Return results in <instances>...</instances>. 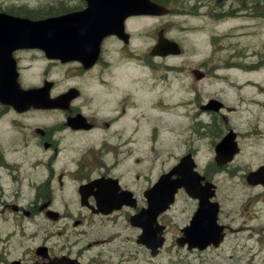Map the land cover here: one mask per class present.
<instances>
[{
    "label": "flooded vegetation",
    "instance_id": "obj_1",
    "mask_svg": "<svg viewBox=\"0 0 264 264\" xmlns=\"http://www.w3.org/2000/svg\"><path fill=\"white\" fill-rule=\"evenodd\" d=\"M48 2L50 16L79 13L88 7L87 0ZM142 18L146 19L128 17L125 28L129 30ZM86 51L92 56L98 55L90 68H85L80 61L48 60L37 49L14 53L20 74L27 73L37 60H45L61 68L67 77L79 78L85 83L52 89L53 98L71 90L76 93L70 106L58 110L63 116L38 134V143L34 145H39L48 157L42 168L37 165L24 172L21 165L4 163V154L0 155L3 172H0V264H148L149 249L141 241L142 230L133 225V217L148 207L146 194L155 183L149 184L148 163L140 156L133 158L134 138H128L142 131V117L136 116L133 129L131 122L135 117L130 116L138 105L132 92L124 89L126 71L120 69L110 74L116 56L124 59L133 49L124 39L108 36ZM3 112L4 107L0 105V115ZM78 115L84 117L86 127L76 128L71 124ZM66 136L96 141L84 148L71 149L64 145ZM66 153L77 157L71 160V165L62 166L59 161ZM177 158L174 162L162 159L158 165L162 168L160 175L172 170L180 161ZM56 162L60 166L56 167ZM204 175L209 178L206 171ZM237 184L235 198L239 199L240 208L227 210L223 226L226 238L230 232H240L244 238L230 240L234 245L230 258L242 256L245 249L264 248V223L259 227L258 223L254 225L264 212V185L252 186L247 181ZM128 192L132 196L127 197ZM189 200L192 214L184 227L199 207L198 201ZM249 207L254 216L245 218L242 214ZM238 212L242 213L240 217L236 215ZM166 216L162 215L159 222L168 234L170 224ZM237 225L235 229L233 226ZM261 253L262 250L256 252L257 256Z\"/></svg>",
    "mask_w": 264,
    "mask_h": 264
},
{
    "label": "rangeland",
    "instance_id": "obj_2",
    "mask_svg": "<svg viewBox=\"0 0 264 264\" xmlns=\"http://www.w3.org/2000/svg\"><path fill=\"white\" fill-rule=\"evenodd\" d=\"M179 1L185 2L180 11H173L163 18L143 19L132 25L131 30L137 37L132 46L139 56L130 57L126 62L117 56L110 74L120 70L119 64L125 65L130 82L126 83L124 89L132 92L134 101L139 105L130 116L135 117L131 122L133 129L136 116L141 114L142 117V131L128 138H134L132 149L136 154L133 158L140 156L143 162L148 163L149 184L161 174L162 168L158 165L162 159L169 158L174 162L179 155L195 153L198 162L206 167L212 180L220 186L218 199L224 207L220 221L224 223L228 209L240 208V201L235 198L239 189L236 183L245 181L250 170H256L264 164V17L252 16L244 10L246 6L251 8L253 0H227L214 9L211 8L212 1H206L207 4L201 6L195 0ZM193 6L198 9L192 10ZM42 7L48 9L50 6ZM161 28L166 30L169 38L179 42L183 48L182 55L160 59L144 52L147 47L150 50ZM133 60L135 63L139 61V65L129 64ZM195 69L206 74L204 80L196 79L193 74ZM69 78L62 70L50 68L40 61L34 69L23 75L22 80L29 86L43 85L45 79L58 82L62 87L85 83L79 78ZM154 87L156 89L151 90ZM154 91H157L154 95L150 94ZM162 96L173 107L174 116L156 112L154 115L146 113L144 118L146 108L151 111V106H162ZM212 98L231 109L222 112L225 118L218 114L220 117L214 120L211 115L201 111V106ZM176 104L179 108H176ZM40 112L33 111L24 114L28 115L26 117L6 119L13 114L8 110L4 111L6 116L0 120V155L3 153L4 160L9 164L21 165L24 172L37 165L42 168V163L48 160L39 145L25 147L29 142L38 143L34 138V130L55 124L61 116L59 113ZM214 121L223 122L222 136L215 135ZM124 124H121V128ZM229 129L238 134L241 153L228 172L223 173L216 169L215 146ZM66 138L64 145L71 149L84 148L87 143L96 141L89 137L79 140ZM76 157V154L66 153L60 158L59 164L69 166ZM59 164L56 162V167ZM0 172L3 174L2 170ZM136 174L134 170L133 176ZM141 174L144 176L146 173ZM242 197L246 198V194ZM177 202L165 218L170 224L165 247L157 258L148 253V264H264L263 246H257L250 252L246 249L242 256L229 258L231 254L228 255L227 249L234 248V245L228 247L231 237L216 251L201 254L180 248L175 238L179 229L189 222L192 203L184 195L179 196ZM254 204L252 201L251 205ZM244 213L238 212L236 215L240 217L242 214L245 218L254 216L250 207ZM257 219L254 225L258 223L259 227L264 223V212ZM233 227L237 229L238 225ZM234 238L235 233L232 235ZM258 250H262L259 256L256 254Z\"/></svg>",
    "mask_w": 264,
    "mask_h": 264
},
{
    "label": "water",
    "instance_id": "obj_3",
    "mask_svg": "<svg viewBox=\"0 0 264 264\" xmlns=\"http://www.w3.org/2000/svg\"><path fill=\"white\" fill-rule=\"evenodd\" d=\"M115 9L116 11H119L121 9L124 10L125 8L120 7L119 4L117 3ZM127 9L129 11H132L134 15L136 14L163 15L167 13V10L164 7L152 3L150 0H133L132 3L127 4ZM180 52L181 50L179 46L176 43L165 38L164 31H161L159 33V44L155 47L152 54L166 56L168 54H178ZM198 77L201 76L198 75ZM17 93L20 97L29 94V93H23L19 90H17ZM211 104L213 109L216 110L219 109L221 106L216 100H213ZM233 137L234 135H230V137H227L217 148L218 156H223L228 158L227 160H224L225 162L230 161L233 157V154L236 153L237 151L235 149L233 150V147L230 144ZM185 162H187L186 159ZM173 173H177L180 176L179 180H177L176 182L167 183L166 185L165 183H163L162 187L160 185H157L152 191H156L160 188H163L165 190L164 197H160L157 194L156 196L150 195L149 209L145 213L148 219L149 230L145 233L143 237V241H147V244L153 250V255L157 254V248L162 246L164 241L162 238L157 239L156 237L157 233H161V230L155 232L152 229V224L157 222L158 216L163 211H165L174 201V195L177 189L185 186L190 193H193L194 191L200 193L199 187L195 181V174L192 172V169L184 165V166H180ZM259 174L264 175V168L256 173H252L249 176V180H255V178ZM161 181H163V179ZM210 188L211 186L209 185L205 193H200V194L196 193L194 195L195 197H199L202 201L201 209L199 213L203 214L206 217V220L209 223V227L208 228L206 227L205 229L203 224L199 225L196 234L191 233L190 228L186 229L185 230L186 238H182L178 241L180 245L183 246L186 243H188L190 248L199 247L201 249H205L207 246H209L212 243L215 246H219L220 242L222 241L223 229L217 223L219 208L217 204H211L210 202V198L214 197L215 195V192L210 191ZM139 224H141V222Z\"/></svg>",
    "mask_w": 264,
    "mask_h": 264
},
{
    "label": "trees",
    "instance_id": "obj_4",
    "mask_svg": "<svg viewBox=\"0 0 264 264\" xmlns=\"http://www.w3.org/2000/svg\"><path fill=\"white\" fill-rule=\"evenodd\" d=\"M174 1V0H173ZM232 2L236 0H231ZM240 1V0H237ZM213 6L212 8H215V4H218L219 6L222 5L223 0H213ZM251 8H246V12L252 16H259V17H264V0H253V2L250 3ZM229 11H227L228 13Z\"/></svg>",
    "mask_w": 264,
    "mask_h": 264
},
{
    "label": "bare ground",
    "instance_id": "obj_5",
    "mask_svg": "<svg viewBox=\"0 0 264 264\" xmlns=\"http://www.w3.org/2000/svg\"><path fill=\"white\" fill-rule=\"evenodd\" d=\"M227 11H228V10H227ZM172 108H173V107H170L169 110H167V109L164 110V112H162V114H163V115H165V114H171V115H173V113H172ZM176 108H179V106H178L177 104H176ZM156 115H157V114H156ZM180 115H183V114H180ZM173 116H174V115H173ZM173 116H169V117L172 118Z\"/></svg>",
    "mask_w": 264,
    "mask_h": 264
}]
</instances>
